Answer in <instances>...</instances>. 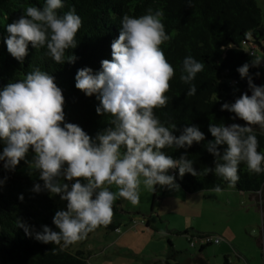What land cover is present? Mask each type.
Wrapping results in <instances>:
<instances>
[{"label":"clouds","instance_id":"obj_1","mask_svg":"<svg viewBox=\"0 0 264 264\" xmlns=\"http://www.w3.org/2000/svg\"><path fill=\"white\" fill-rule=\"evenodd\" d=\"M63 7L62 0H45L42 10L36 6L24 9L6 26L8 53L23 63L29 43L34 49L46 45L56 64L74 63L76 57L65 56V51L77 46L75 38L83 22L74 6L59 16L56 10ZM163 20L162 9L153 13L148 8L139 17L124 14L119 36L110 46L111 59L101 60L95 73L88 67L76 71L75 88L86 97L95 96L99 102L96 113L108 117L109 126L95 139L79 125L65 122L62 89L48 72L37 67L0 90V142L4 144L0 160L5 161L4 169L14 171L31 151V166L43 181V189L35 184L32 191L47 190L66 202L67 210L57 211L52 219L59 232L44 227L37 240L60 245L63 250L85 240L97 228L109 226L118 198L137 205L142 185L151 192L155 185L178 190L169 170H178L181 178L185 173L197 175L191 160L183 155L174 159L162 151L204 140L196 127L184 128L178 137L173 135L176 125L165 126L154 111L167 107L166 93L176 75L161 47L172 39ZM259 60L257 57L253 64ZM204 68L191 55L182 60L179 78L189 85L188 96L195 95L196 86L191 82ZM238 72L244 77L248 64ZM224 109L235 113L245 125L211 126L215 139L206 147L222 161L216 164V175L228 188H234L240 180L241 163L250 174H264V152L258 151L259 142L250 127L264 129V87H255L251 96L241 94L230 108L223 104ZM217 145L226 146L222 153ZM61 176L71 183L61 182ZM113 186L116 191L110 190ZM210 191L222 189L217 185ZM18 199L23 201V196ZM17 225L28 233L19 220Z\"/></svg>","mask_w":264,"mask_h":264},{"label":"trees","instance_id":"obj_2","mask_svg":"<svg viewBox=\"0 0 264 264\" xmlns=\"http://www.w3.org/2000/svg\"><path fill=\"white\" fill-rule=\"evenodd\" d=\"M62 3L64 7L56 10L59 16L74 6L83 23L76 34L77 46L65 51V56L76 57L75 62L66 61L60 65L47 54L46 45L34 49L29 43L28 54L23 63H19L8 53L4 43L8 36L6 26L18 19L28 6L42 10L45 0H0V90L9 82L22 80L37 67L48 72L62 89L65 122L79 125L95 139L98 132L109 126L108 117L96 113L99 102L95 96L86 97L75 88L76 71L88 67L95 73L100 70L101 60L111 59L110 46L119 36L124 14L139 17L146 14L148 8H152L153 13L162 9L165 31L172 39L161 47L176 75L170 82V91L166 93L169 97L167 107L154 111L165 126L176 125L173 135L177 137L186 127H196L204 135V140L193 142L191 147L162 151L174 159L183 155L193 162L196 176L185 173L181 178L178 170H174V181L185 191L213 189L217 185L221 189L227 188V182L215 173L216 164L222 161L206 146L215 139L209 131L211 126L245 125L235 113L221 110V106L227 104L230 108L237 96L243 93L251 96L255 87L264 86V60L260 64L264 55V22L257 1L62 0ZM249 49L254 54L249 55ZM188 55L205 65L204 71L191 82L196 86V93L192 96L187 95L189 85L179 78L181 62ZM257 57H260L259 64L254 65ZM244 64H248V72L241 77L238 69ZM259 78L262 79L260 83ZM232 80H236L235 83ZM252 129L259 142L258 151L264 152V129ZM3 146L0 142V152ZM225 147L217 145L216 149L222 153ZM32 160L33 153L30 151L14 171L4 169L5 161L0 160V181H3L0 184V264H86L81 250L72 251L70 246L61 250L60 245L35 238L37 234H43L44 227L59 232L52 219L57 211L64 209L53 201L47 190L39 193L32 191L35 184L43 189V181L35 173L37 170L20 169L22 165H32ZM239 176L234 189L259 192L260 198H264V174H250L246 165L241 163ZM20 195L23 201L18 199ZM113 207L114 211L122 210L116 202ZM17 220L28 228L27 234L24 228L17 225ZM103 228L117 229L118 222L113 219L109 226ZM181 233L189 234V229ZM205 233L208 232L195 231V235H187V238ZM224 264H229L226 258Z\"/></svg>","mask_w":264,"mask_h":264},{"label":"rangeland","instance_id":"obj_3","mask_svg":"<svg viewBox=\"0 0 264 264\" xmlns=\"http://www.w3.org/2000/svg\"><path fill=\"white\" fill-rule=\"evenodd\" d=\"M256 1L264 22V1ZM20 169L34 170L31 165H22ZM35 173L39 174V171ZM60 180L71 183L64 181L62 176ZM161 188V185H157L155 191L151 192L142 185L137 205L118 198L116 203L122 210L114 211L113 217L118 222V228L99 227L89 233L85 240L70 245V249L81 250L86 264H160L171 261V257L166 255L169 252L167 239L173 241V248H178L180 252L188 250L189 253H194L197 245L189 246L186 235L206 231L224 238L227 236L231 240L230 244L227 243V255L223 254L219 259L210 257L211 264H224L225 258L229 264H239L241 258H238V252H243L248 257L249 264H258L262 252L255 238L259 236L261 228L263 231L262 209L255 210L249 205L248 196L237 198L226 192L210 191L211 189L187 192L179 185L178 190L167 187L164 197L159 198ZM110 190L116 191L115 186ZM50 196L58 206L67 210L66 202L60 199V195ZM146 219L149 224L145 226ZM184 229L192 232L182 234ZM216 245L207 244L205 249L213 250ZM178 260L180 259L177 258L176 261Z\"/></svg>","mask_w":264,"mask_h":264},{"label":"crops","instance_id":"obj_4","mask_svg":"<svg viewBox=\"0 0 264 264\" xmlns=\"http://www.w3.org/2000/svg\"><path fill=\"white\" fill-rule=\"evenodd\" d=\"M264 1V0H263ZM259 5V4H258ZM264 60V55L261 58ZM155 188L157 187V185L154 186ZM166 188L167 186H162L161 188V195L159 198H163L164 197V193L166 192ZM221 192H226L231 196H235L237 198H243L244 196H249L250 194H256V195H260L259 192L253 193V192H244V191H238L234 188H223V191ZM217 194V193H215ZM261 218H262V211H261ZM145 226L149 224V220L146 219L145 220ZM192 225V224H189ZM188 227H191L189 226ZM168 228H166L167 230ZM192 232V231H189ZM201 232V231H200ZM206 232V231H203ZM119 233V232H117ZM186 239L188 241L187 235H186ZM256 239V243L257 246L259 247V249L261 250L262 254L260 253V259L258 261V264H264V236H263V231L262 228L260 229V234L258 237L255 238ZM226 242H225V241ZM169 241V242H168ZM230 239L226 236V238H224L222 236V239L220 240V242L217 243L216 248L213 250H209V249H205V246L202 248L197 247L196 252L192 253V252H188V250L184 251V252H180L178 250V248H173L174 247V242L171 241L170 239H167V243L169 245V252L166 253V255L171 257V261H164L163 263L160 264H211L210 262V257H216V259H219L221 257V255L225 254L227 255V250H228V245L227 243L230 244ZM223 244V245H218V244ZM232 243V242H231ZM240 251V250H239ZM180 252V253H178ZM241 258V263L239 264H249L248 263V257H246V255L243 252H238L237 253ZM180 259L178 261H176V259ZM239 258V259H240ZM160 260V259H159ZM229 262V261H228Z\"/></svg>","mask_w":264,"mask_h":264},{"label":"built area","instance_id":"obj_5","mask_svg":"<svg viewBox=\"0 0 264 264\" xmlns=\"http://www.w3.org/2000/svg\"><path fill=\"white\" fill-rule=\"evenodd\" d=\"M248 54L249 55H252L254 54V51L252 49H249L248 50ZM262 60L260 61V64L262 63ZM236 80H232L233 83H235ZM241 95L237 96L235 98V101L237 99L240 98ZM170 175H173L174 176V170H169V173ZM222 239V237L220 235H217V234H211V233H205V234H199L197 236H193V237H190L188 239V244L189 246H199L201 244H208V243H218L220 240Z\"/></svg>","mask_w":264,"mask_h":264},{"label":"water","instance_id":"obj_6","mask_svg":"<svg viewBox=\"0 0 264 264\" xmlns=\"http://www.w3.org/2000/svg\"><path fill=\"white\" fill-rule=\"evenodd\" d=\"M261 81H262V79L259 78V81L258 82L260 83ZM250 127H253V128L258 127V128H260L259 125H251ZM248 200H249V205H251L255 210L256 209H262L263 232H264V198L263 199L260 198V195L250 194L248 196Z\"/></svg>","mask_w":264,"mask_h":264},{"label":"flooded vegetation","instance_id":"obj_7","mask_svg":"<svg viewBox=\"0 0 264 264\" xmlns=\"http://www.w3.org/2000/svg\"><path fill=\"white\" fill-rule=\"evenodd\" d=\"M263 236H264V232H263Z\"/></svg>","mask_w":264,"mask_h":264}]
</instances>
